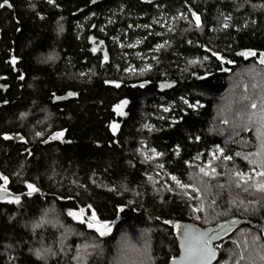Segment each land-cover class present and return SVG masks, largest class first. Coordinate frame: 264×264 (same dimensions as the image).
Instances as JSON below:
<instances>
[{"label":"trees","instance_id":"obj_1","mask_svg":"<svg viewBox=\"0 0 264 264\" xmlns=\"http://www.w3.org/2000/svg\"><path fill=\"white\" fill-rule=\"evenodd\" d=\"M7 3L0 264H169L185 225L242 220L216 264H264V0Z\"/></svg>","mask_w":264,"mask_h":264},{"label":"water","instance_id":"obj_2","mask_svg":"<svg viewBox=\"0 0 264 264\" xmlns=\"http://www.w3.org/2000/svg\"><path fill=\"white\" fill-rule=\"evenodd\" d=\"M146 2H155L156 0H145ZM5 5H8L5 4ZM4 5V6H5ZM89 43L92 49L102 51L107 61L110 60L108 45L105 40L96 37L94 34L89 36ZM264 61V53L259 57V62ZM144 86L142 83L135 87ZM10 195L5 189H0V200ZM252 225L248 220L231 221L212 228H202L194 224L184 226V229L178 233L179 255L172 259L169 264H216L219 258L218 242L221 235L226 230L237 227L242 223Z\"/></svg>","mask_w":264,"mask_h":264},{"label":"rangeland","instance_id":"obj_3","mask_svg":"<svg viewBox=\"0 0 264 264\" xmlns=\"http://www.w3.org/2000/svg\"><path fill=\"white\" fill-rule=\"evenodd\" d=\"M174 20L172 19L171 22L167 25V31L171 32L174 28ZM167 32V34H168ZM163 47V45L159 46L158 50L155 51L156 53H153L151 55V58L149 59L150 56H147L143 62L140 68H138L137 66H135V64H129L127 65V71L131 74H143L148 72L149 70L152 69V64L153 61L156 58V54L158 53V51H160V49ZM250 53H247V55ZM149 59V60H148ZM121 111V110H120ZM118 129V125L114 126V130L117 131ZM54 137H62V134H56L54 135ZM199 207L196 208V210H198ZM204 210V208L202 207V211ZM70 215L77 221H85L87 222V224L96 229L100 234L103 232V235H108L111 232V228L107 227H102L104 226V224H102L99 220H97V215L95 214V212H89L87 209H82V210H73L70 211Z\"/></svg>","mask_w":264,"mask_h":264},{"label":"flooded vegetation","instance_id":"obj_4","mask_svg":"<svg viewBox=\"0 0 264 264\" xmlns=\"http://www.w3.org/2000/svg\"><path fill=\"white\" fill-rule=\"evenodd\" d=\"M6 7H11L10 4L8 3V5H5ZM4 7V6H3ZM1 35V34H0ZM95 50V49H94ZM97 52H99L98 50H96ZM5 82H7V78L6 77H2L0 78V86L2 88H4V90H6L8 88V85L5 84Z\"/></svg>","mask_w":264,"mask_h":264},{"label":"snow or ice","instance_id":"obj_5","mask_svg":"<svg viewBox=\"0 0 264 264\" xmlns=\"http://www.w3.org/2000/svg\"><path fill=\"white\" fill-rule=\"evenodd\" d=\"M5 4H7V0H4L3 4H0V7H3ZM262 63H264V61H262ZM118 86V85H117ZM253 107H255V105H253ZM264 174V173H262ZM29 187H31V185H29ZM102 227H107L106 225L102 226ZM104 233L102 232L101 235H103Z\"/></svg>","mask_w":264,"mask_h":264}]
</instances>
